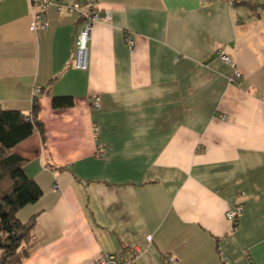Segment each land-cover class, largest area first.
<instances>
[{
  "label": "crops",
  "instance_id": "crops-1",
  "mask_svg": "<svg viewBox=\"0 0 264 264\" xmlns=\"http://www.w3.org/2000/svg\"><path fill=\"white\" fill-rule=\"evenodd\" d=\"M50 1L37 30L31 0L0 1V102L31 114L43 88L45 134L13 148L43 189L19 212L37 214L22 264L135 244L123 264H264V0H99L87 69L70 65L83 17Z\"/></svg>",
  "mask_w": 264,
  "mask_h": 264
},
{
  "label": "trees",
  "instance_id": "trees-1",
  "mask_svg": "<svg viewBox=\"0 0 264 264\" xmlns=\"http://www.w3.org/2000/svg\"><path fill=\"white\" fill-rule=\"evenodd\" d=\"M43 93V88H41ZM39 94L33 97L31 114L5 109L0 102V251L1 264H22L30 255V244L37 214L24 221L21 209L37 202L43 195L40 184L24 169L25 158L13 148L36 131L45 134L39 119ZM54 108L74 105L72 96L52 97Z\"/></svg>",
  "mask_w": 264,
  "mask_h": 264
},
{
  "label": "built area",
  "instance_id": "built-area-1",
  "mask_svg": "<svg viewBox=\"0 0 264 264\" xmlns=\"http://www.w3.org/2000/svg\"><path fill=\"white\" fill-rule=\"evenodd\" d=\"M2 1V0H0ZM232 4L237 2H242L243 0H230ZM58 10H67L68 12L74 13L78 12L83 17V27L78 32L74 55L70 61L71 67L75 69H87L88 68V43L91 38L92 31L95 24L101 20H107L110 18L109 11H101L99 9V0H72L70 2H64L63 0H58L55 2ZM33 9V18L31 22V28L33 30L46 29L49 25L48 19L46 17V11L51 6L52 2L50 0H31ZM128 45L131 50L135 47V41L133 39L127 40ZM217 57L227 63H232V59L227 54L224 48H219L217 51ZM242 78V73L239 70L235 71V75L232 78L233 81ZM41 88L38 86L35 88L34 94H39ZM93 106L96 108L100 107V98L95 97L93 99ZM98 126L95 127V131L99 132ZM244 204H239L234 208L227 211L226 217L233 224L237 226L239 223V218L243 214ZM151 236L149 240H151ZM140 248L135 245L127 246L123 249L121 253H102L98 256L96 264H123L127 260V254H132V256L138 257L141 255ZM132 258L131 261L134 259ZM174 261L175 258H170ZM129 261V260H128Z\"/></svg>",
  "mask_w": 264,
  "mask_h": 264
},
{
  "label": "bare ground",
  "instance_id": "bare-ground-1",
  "mask_svg": "<svg viewBox=\"0 0 264 264\" xmlns=\"http://www.w3.org/2000/svg\"><path fill=\"white\" fill-rule=\"evenodd\" d=\"M88 50H89V47H88Z\"/></svg>",
  "mask_w": 264,
  "mask_h": 264
}]
</instances>
